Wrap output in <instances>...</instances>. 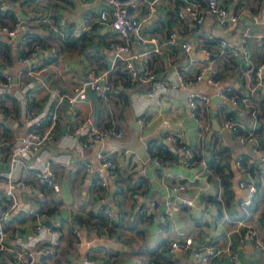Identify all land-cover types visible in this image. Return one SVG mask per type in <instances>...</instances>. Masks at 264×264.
I'll use <instances>...</instances> for the list:
<instances>
[{"label": "crops", "instance_id": "crops-1", "mask_svg": "<svg viewBox=\"0 0 264 264\" xmlns=\"http://www.w3.org/2000/svg\"><path fill=\"white\" fill-rule=\"evenodd\" d=\"M225 1L238 12V19L222 26L209 13L201 23L190 16L179 19L175 4L181 0H159V8L151 17L139 13L143 32L155 33L164 40L168 30L175 29L180 38L199 40L212 50L206 54L197 47L184 50L166 42L161 46L133 44L132 52H143L134 58L138 70L154 71L158 78L171 82L167 89L155 87L152 96L145 94L148 80L127 82L124 60L109 44L115 32L108 23L95 21L75 36L77 46L83 43L82 49L59 47L62 38L70 35V26L80 24L84 13L96 16L105 0L24 3L28 14L37 3L52 11L49 18L30 25L31 31L47 38L48 45H41L25 63L18 61V56L32 45L23 37L25 27L21 25L14 36L0 32V38L10 45L0 44V71L11 74V85L0 84V207L4 202L6 172L34 180L48 159L58 188L45 185L41 197L20 188L14 192L19 237L28 245L37 241L33 216L23 210L35 201L48 211L43 219L45 225L70 216L71 223L83 231L82 242L74 245L71 227L64 222L56 253L41 255L37 264H193L191 250L167 249L173 238L184 235H192L194 245L228 246L240 264H264V250L259 244L264 237V82H258L252 73L255 64L264 58V0ZM1 2L7 5L8 1ZM209 32L234 43L245 39L248 56L219 52L208 40ZM202 69L201 77L196 79ZM100 70H106L114 84L106 100L91 88L73 102L64 97L74 84L91 79ZM180 73L189 80L185 86L177 83ZM226 84H231L239 95H248L249 104H232L218 95L216 89ZM191 91L206 94V104L191 108L186 99ZM47 111L56 115L53 119L47 117L42 126L54 125V139L35 155L23 153L22 163L10 164L9 158L21 136ZM222 116L236 119L238 130L222 126ZM85 117L99 123L113 122L121 130L119 137L109 136L103 143L120 171L106 186H101L83 164L85 160L97 163L94 148L82 144L84 129L74 135L64 132ZM168 131L181 140L182 148L177 150L175 143L166 138ZM248 132L253 133L255 140L241 143L239 137ZM150 149L161 153L166 149L180 151L191 163L152 162ZM215 149H222L224 156V187L217 171L207 164ZM239 154L251 168L257 185V192L246 207L242 206L246 189L240 182L247 177L236 164ZM139 165H143V171L138 170ZM134 192H138L137 198ZM225 197L227 204L219 213L216 200ZM182 198H190L192 204L183 203ZM152 200L156 206L140 213L141 205L150 210ZM163 200L168 205L179 202L180 208L175 209L174 215L171 206L170 210L161 211ZM107 204L114 211L110 220L103 213ZM248 226L256 228L255 237L247 234ZM4 242L7 248L18 246L12 236L5 237ZM1 262L18 264L5 248H0ZM215 263L236 264L225 251L217 254Z\"/></svg>", "mask_w": 264, "mask_h": 264}, {"label": "built area", "instance_id": "built-area-1", "mask_svg": "<svg viewBox=\"0 0 264 264\" xmlns=\"http://www.w3.org/2000/svg\"><path fill=\"white\" fill-rule=\"evenodd\" d=\"M106 4L99 8L96 16L90 14H83V19L80 24L76 26H70V35L75 37L82 32L88 30L93 23L106 22L114 29V36L111 38L109 44L115 53L122 57L124 60V69L127 73V78L130 83L136 80L144 79L150 82V85L145 89V94L152 96L155 87H162L167 89L171 83L169 79L155 78L154 71L138 70L134 63V58L139 57L143 52H132L131 47L133 44H147L153 43L156 46H161L163 42L168 43L171 46H177L184 50H189L197 47L206 54L211 53V49L203 45L199 40H190L180 38L175 29H169L166 38L161 40L155 33H145L141 28V19L139 13L142 12L145 16L151 17L155 15L159 8V0H105ZM181 5V6H180ZM6 4L1 2L0 8L4 10ZM37 10V11H36ZM41 10L43 13H39ZM51 9L48 6L37 3L35 7H32V12L28 14V17H21L19 13L15 11V18L11 23H0V32H5L9 36H14L19 32V27L23 25L25 29H28L30 25L36 23L39 20H45L49 18ZM175 12L179 19H183L186 16H190L195 22L201 23L207 13L211 14L218 25H225L228 22H235L238 19V12L234 8H230L225 0H181V3L175 4ZM207 38L212 42L213 46H216L219 52L228 53L231 56H248L249 46L245 39H241L239 43H234L227 40L224 36H216L212 33H207ZM41 48L40 43H34L24 54L18 56V61L28 62ZM128 53L127 55H123ZM205 69V67L203 68ZM197 73L195 78L198 79L202 75ZM254 77L258 82H264V58L257 62L252 70ZM188 79L181 73L177 75V83L180 85H187ZM0 84L11 85V74L0 71ZM91 88L98 92L99 97L106 100L114 89V84L109 78L106 70H100L96 72L91 79L84 80L74 84L69 91L64 95L69 102L75 101L79 96L84 94L86 89ZM216 93L228 100L232 104H249L248 95H239L235 92L231 84L219 86L216 89ZM188 105L196 109L198 106H203L208 101L206 94L200 92H188L186 95ZM199 108V107H198ZM56 113L45 112L39 115L29 126L25 133L21 136L17 146L12 151L9 158V163L20 164L23 160V153L35 155L43 146L47 145L54 139L56 134L54 125L43 127L42 124L47 117L52 119ZM169 121V118L165 119ZM144 124L141 120V126ZM220 124L224 127L231 128L232 130H238V122L236 119L228 116H222ZM84 129V137L82 144L84 146H92L95 150L97 159L96 164H92L90 161L85 160L83 162L85 168L90 170L91 175L101 185L106 186L110 180H114L119 176V168L109 151H106L103 147L105 139L109 136L119 137L121 130L117 124L109 122L102 124L96 120L85 117L81 122L74 124L71 128H66L65 133L67 135H74L80 133ZM166 138L175 143V147L182 148L181 140L168 131ZM255 137L253 133L248 132L245 135L239 137V141L243 144L247 142H253ZM149 159L152 162L161 164H171L177 161L183 162L184 165H189L191 161L183 156L182 152H175L174 158L160 159L152 150L149 151ZM236 164L241 168L247 179H242L240 184L245 186L246 194L242 201V206L249 205L256 192L257 185L254 182L252 170L249 166L245 165L243 161V155L239 154L236 158ZM138 170L143 171V165L138 166ZM4 175V174H3ZM5 181V188L3 193L4 202L0 207V248H5L12 253V261L18 264H37L41 255L53 256L56 253V247L59 242L61 233V226L64 222H68L71 227V232L74 236L73 244L79 245L82 242L83 231L81 227L71 223L70 216L66 218H57L49 225L44 224L46 211L43 209L39 201L33 202L31 205L23 208L24 212L33 216L34 228L37 232V241L34 244H24L19 237V228L16 226V215L13 211L15 206L14 192L17 188L25 189L26 191L33 193L39 197L43 195V186L52 185L58 188L56 183L55 172L51 165V162L46 159L42 168L36 172V178L34 180H28L25 178H16L11 175L10 171H7L3 176ZM182 187V186H181ZM133 196L138 197V192H134ZM182 202L186 204H192L190 198H182ZM171 208H180L179 202H169ZM156 206L154 200L150 203V210L142 209L140 206L139 211L141 213L151 211V208ZM144 208V207H143ZM104 215L110 220L114 211L111 206H103ZM104 232V228H103ZM39 234V235H38ZM247 234L251 237H255L257 230L255 227L248 226ZM12 236L14 238V244L18 245L13 248H7L4 242L5 237ZM260 246L264 250V237L259 240ZM167 249L169 251L176 250H191L194 257L193 264H216L215 257L221 251H225L231 259L235 260L236 264H240L235 259L234 252L228 247H217L213 244H200L194 245V239L192 235H184L183 237L173 238L169 243ZM89 263H92V259L85 258ZM0 264H3L2 262ZM99 264V263H93Z\"/></svg>", "mask_w": 264, "mask_h": 264}, {"label": "trees", "instance_id": "trees-1", "mask_svg": "<svg viewBox=\"0 0 264 264\" xmlns=\"http://www.w3.org/2000/svg\"><path fill=\"white\" fill-rule=\"evenodd\" d=\"M7 1L8 2H7L6 8L4 10H2L0 8V23H11L15 18V11L16 10L22 11L25 14V16L28 17V13L24 7V3L28 2L29 0H7ZM13 1L16 2L17 4L13 3ZM12 3L14 4V6L12 5ZM17 5L19 6V8ZM50 35L51 34H49L48 37H50ZM23 37H25V39L28 42H30L32 45L36 42L40 43V45H42V46L48 45V44H46L47 38L44 35L40 34L37 31H33V30L31 31L29 28L23 30ZM61 42L62 43L60 44L59 47L65 48V47H75L76 46L79 49H82L84 47V46H82L83 43L79 44L77 46L78 42H77L76 38L71 36V35H66L64 38H62ZM0 44L4 45L6 47H10L9 43L7 41L3 40L2 38H0ZM26 51L27 50L23 51L21 54H24ZM155 78H158V77L155 76ZM136 81H138V80H136ZM136 81H134L133 83H135ZM127 82L129 84H133V83L129 82L128 78H127ZM149 85H150V82H149ZM107 123H109V122H107ZM107 123H102V124H107ZM152 152H153V154H155L157 157H159L162 160L167 159V158H174L176 156L175 152H171L167 149L165 150L164 153H161L159 150H154V149L152 150ZM194 156H195V154H194ZM222 157H224L223 153H222V149L221 150L215 149L214 152L208 158L207 164L209 167H213L217 171V173L219 174V176L221 178L223 187H224L226 184V177H225L224 172H223L224 163L221 160ZM216 203L218 206L217 212L222 213V210H223L222 205L227 204V198L225 197L223 199H217ZM181 208L186 209L183 206H181ZM43 209L46 211V213H48V211L44 207H43ZM145 213H147V212H145ZM145 213L143 212L142 214H145Z\"/></svg>", "mask_w": 264, "mask_h": 264}, {"label": "water", "instance_id": "water-1", "mask_svg": "<svg viewBox=\"0 0 264 264\" xmlns=\"http://www.w3.org/2000/svg\"><path fill=\"white\" fill-rule=\"evenodd\" d=\"M12 5L14 6L13 3H12ZM16 12L19 13V14L21 15L22 18L25 17V16H24V13H23L22 11H20V10H16ZM0 70H2V69H0ZM214 98H215V97H214ZM212 101H213V100H212ZM214 114H215V112H214L213 107H212V110H211V115H212V117L214 116ZM160 209H161V211H166V210H170L171 208H170V205H168V204L166 203V201L163 200V201L161 202V204H160ZM171 214L174 215V214H175V210H171Z\"/></svg>", "mask_w": 264, "mask_h": 264}]
</instances>
